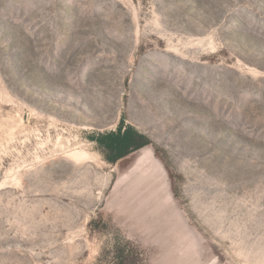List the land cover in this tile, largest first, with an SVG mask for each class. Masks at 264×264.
<instances>
[{
	"label": "rangeland",
	"instance_id": "374dc122",
	"mask_svg": "<svg viewBox=\"0 0 264 264\" xmlns=\"http://www.w3.org/2000/svg\"><path fill=\"white\" fill-rule=\"evenodd\" d=\"M148 145L108 163L120 123ZM264 264V0H0V264Z\"/></svg>",
	"mask_w": 264,
	"mask_h": 264
},
{
	"label": "trees",
	"instance_id": "16d2710c",
	"mask_svg": "<svg viewBox=\"0 0 264 264\" xmlns=\"http://www.w3.org/2000/svg\"><path fill=\"white\" fill-rule=\"evenodd\" d=\"M92 140L98 145L108 163H115L128 154L148 145V140L144 135L129 126H123L122 122L114 132L98 134ZM121 245V243L115 245V260L117 264H128L131 254Z\"/></svg>",
	"mask_w": 264,
	"mask_h": 264
}]
</instances>
